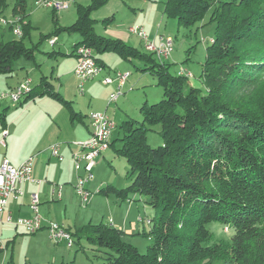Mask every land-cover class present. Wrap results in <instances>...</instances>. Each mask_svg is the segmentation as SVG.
<instances>
[{"label": "trees", "instance_id": "16d2710c", "mask_svg": "<svg viewBox=\"0 0 264 264\" xmlns=\"http://www.w3.org/2000/svg\"><path fill=\"white\" fill-rule=\"evenodd\" d=\"M29 1L15 0L11 7L10 0H0V16L7 17L11 7L23 30L22 37L10 41L0 36V75L11 73L20 58L34 60L39 49L25 43L33 29L27 21ZM108 1L77 5L78 18L69 27H61L53 13L55 31L41 39L78 33L82 41L72 55L81 45L91 47L105 69L97 56L114 52L141 61V71L157 78L163 99L146 103L142 121L127 119L119 130L117 153L129 165L131 184L100 191L123 201L138 194L157 215L145 254L121 230L104 223L72 232L74 242L86 240L95 247L91 264H264V0L167 1L165 16L180 28L200 24L212 11L216 34L203 65L205 90L171 74L167 62H158L153 53L99 35L92 14ZM38 88L19 105L44 95L63 101L46 77ZM5 114L0 113L2 120ZM155 125L162 127L158 148L150 147L147 137ZM214 222L233 230L230 242L215 241L207 228Z\"/></svg>", "mask_w": 264, "mask_h": 264}, {"label": "crops", "instance_id": "0c3cea01", "mask_svg": "<svg viewBox=\"0 0 264 264\" xmlns=\"http://www.w3.org/2000/svg\"><path fill=\"white\" fill-rule=\"evenodd\" d=\"M149 1L155 7L150 11L149 17H145L142 14L139 16L136 15V12L145 9L144 4L136 0H109L105 6L99 9V11L104 9V12L97 14V16H94L93 13L92 18L96 20V26L105 21L115 24V16L117 14L116 7H119V10L125 11V13L127 12L126 9H129L134 11L136 15L129 28L132 26H143L149 38L158 44L162 37H172L170 35L165 36L163 33V25L165 24L166 26L167 23L164 12L168 0ZM109 4H111L110 7L112 8L108 6ZM12 5L13 4H11V7ZM74 5L77 6L82 4H79L78 0H74ZM11 7L7 12V17H13ZM44 10H51L52 13H55L61 27L73 25L78 18L77 10L76 13L70 12L69 10H67V12L60 11V15L52 9ZM28 15L27 21L30 22L33 28L32 30L37 29L32 19H34L36 15H39V11L33 8L30 9L29 7ZM64 19L70 20L72 23L62 25V20ZM107 30L108 29H106V31ZM7 32H10L8 27H0V36L4 41L13 40L10 38L7 40L5 39ZM96 32L98 33L97 29ZM68 34L78 33L73 32ZM98 34L111 40L122 41L129 47L145 51L143 42H141L137 36L131 34L129 29L127 30V34L132 39H136L140 47L136 45L137 42H132L128 37L110 38L104 33ZM122 34L124 35V33ZM81 41L82 38L79 35V38L75 37L74 45L70 51H58L52 54L54 58L63 59L58 63L56 76V78L61 81L59 88L56 87L53 81L55 71L49 74V71L44 70L42 65L37 64L36 60L25 59L26 62H23L20 60L22 58H20L17 60L19 61V65L15 66L16 61L14 62L13 71L11 73L0 75V92L11 91L27 79L31 80L30 87L38 90L41 79L46 77L48 82L52 83L55 91L58 92L63 99V101H61L52 96L44 95L29 100L30 102L28 101L22 106L19 105L21 110L16 112L17 116L9 123L7 121V115L10 111V101H2L0 103V113L6 110L5 120L0 118V159L5 158L9 160L12 165L17 167L28 158L33 157V176L35 179L43 181L40 185L33 183L24 184L22 187L24 192L23 196L17 200H9L5 216H10L13 223L0 224V264L92 263L91 257L93 250L88 247V245H91L90 243L86 240H81L79 243H75L80 246V250L67 252L66 248H64V245L66 247L67 245L64 242L55 244L51 241L48 230L49 222L63 224L71 233H75L89 225H97L100 223L108 224L121 230L124 234V239L129 243H132L130 240L137 238L142 232L145 233L146 226L151 227L153 219L150 220L147 217L148 206L143 197L138 194H133L128 200L123 201L119 200L115 195L100 193V191L107 186L124 189L131 184V180L127 177L130 170L128 164H123L126 170L125 178L127 180L124 177L122 178V174L118 176L111 171V169H113L115 172H118L117 163L120 156L117 150L122 146L120 141L121 132L118 130L117 125L113 131L111 147L98 158L97 165L93 171L94 179L86 184V189L91 193L89 202L83 205L76 194L75 185L77 179L79 176L84 175V172H77L73 165V153L79 150L73 143L86 141L91 138L92 129L89 119L90 114L92 112H107L109 114L108 97L106 96L116 90V84L106 85L103 84L101 79L88 81L84 86V90H86L84 93L86 92V94L91 97L88 110H86L82 101L86 99V96L80 99L74 97V100L68 95L69 87H73L74 90L75 88L79 89V85H77L79 84V80L74 73L77 60L72 53L74 52L75 44ZM97 58H99L104 65V73L107 75L114 74L113 72H122L123 69L126 68V66L120 63L119 66L121 68L115 70L111 69L104 58ZM120 58L123 59L122 57ZM125 61L133 63L135 60L130 61L127 59ZM29 62H33V64L31 63L32 66H30ZM32 74H34L33 78L31 77ZM96 81H101L102 84H98ZM142 81L143 78L134 79V75L131 74L123 90H135L140 86ZM190 85L193 86L192 84ZM204 89H206L205 85ZM102 92L104 96L101 95ZM65 102H69L71 108H69ZM145 102L149 104V100L146 99ZM113 113L115 114V110ZM5 131L7 132L6 136L4 135ZM116 133L119 136L118 138L115 136ZM55 144L60 145V154L63 156L62 161L52 156L50 147ZM32 192H37L39 195L40 215L43 217L44 227L39 232H36V234H27L26 230L23 227L17 226L15 222L17 219L31 218L33 216L30 207V196ZM60 193L61 196H59ZM23 235H33L31 238H27V247L32 245L34 247V252H30L29 249L26 252L15 251V246L19 239V243L25 242L26 239L25 237L22 238ZM47 250L50 252H46ZM84 257L86 259L85 261L83 259Z\"/></svg>", "mask_w": 264, "mask_h": 264}, {"label": "rangeland", "instance_id": "374dc122", "mask_svg": "<svg viewBox=\"0 0 264 264\" xmlns=\"http://www.w3.org/2000/svg\"><path fill=\"white\" fill-rule=\"evenodd\" d=\"M15 0H10V3L13 4ZM139 3L144 4L145 9L142 11L136 12V15L139 16L140 14L144 15L145 17L150 16V11H152V8H155L152 3H150L149 0H136ZM222 2L224 1H231V0H220ZM134 2V1H133ZM79 4L88 6L90 4V0H78ZM36 5V1L30 0L29 7L30 9L33 8L34 10L39 11V15H36L34 19H32V22L34 23L35 28L31 31V37L26 39L25 43L27 44V47H34L35 45H39L38 51L35 53V59L37 64L42 65L44 70H48L49 74L51 72L55 71V76L53 78L54 84L57 88L60 87L61 81H59L57 76V70H58V63L62 61L63 59H57L54 58V55H52L54 52L58 51H66L71 50L75 37L79 38L78 34H68V33H62L58 35L56 38V44L51 45L50 40H42L41 35H48L51 33H54L55 31V22L53 19V13L52 11H47L44 9H38ZM109 7L111 4L108 5ZM107 7V8H109ZM106 8V9H107ZM112 8V7H110ZM105 9V10H106ZM76 6L74 3L72 4L71 8L69 9L70 12L76 13ZM104 10V9H103ZM101 11H95L94 16H97V14H101L104 12ZM127 12L119 10V7H116V23L112 24L108 21H105L98 26H96V29L98 33H104L107 37L113 38V37H128L130 38L132 42H137L136 39H132L128 34L127 30L129 29V26L132 25L134 18L136 17L135 12L131 11L129 9H126ZM129 10V11H128ZM61 12H67V10L61 11ZM61 12H58L60 15ZM212 11L208 12L207 15H205L204 20L193 27L190 28H184L179 27L178 22L176 19H167L166 26L163 25V33L165 36L170 35L174 39V48L172 51V54L167 61V64L169 65V72L173 75H180V72L182 70H186L187 72H190L192 74L191 78H188V83L192 84L194 87L205 90L204 89V83L201 80L202 71H203V65L207 58V50L211 45V39H214L216 34V24L211 20L212 17ZM102 17V16H101ZM32 18V17H31ZM102 19V18H101ZM72 22L70 20L64 19L62 20V25L64 24H71ZM106 29H108L106 31ZM121 32V33H120ZM124 33V35L122 34ZM123 35V37H122ZM15 39L18 38L15 36L14 31L7 32L6 40L7 39ZM116 39V38H115ZM138 47H140V44L137 42L136 44ZM144 45V44H143ZM97 57L104 58L111 69H118L121 68L119 66L120 63H122L124 66H126L125 69H123V73L130 72L132 75H134V79L143 78V81L141 82L140 86L136 88L135 90H124V95L113 104L109 105V96L110 93L107 94L108 96V106H109V115L114 120L115 124L118 126V130H120V126L122 122H124L127 119H133L137 121H142V114L140 112V109L143 108V106L147 103L145 102L146 99L149 100V105L155 104L160 102L163 99V90L158 85L157 78L149 72L145 73L142 72L141 69L145 68L144 63H142L139 60L133 61V63L125 61L119 57L117 53L114 52H107L101 55H98ZM23 62H26L25 58L20 59ZM30 66H32L33 62H29ZM32 63V64H31ZM66 64V63H65ZM19 65V61L15 62V66ZM35 66V65H33ZM36 68V67H35ZM37 70V69H36ZM128 70V71H127ZM105 69L101 72V75L99 78H96L97 80L105 77L107 74L104 73ZM37 72V71H36ZM35 72V73H36ZM115 73V72H113ZM37 74V73H36ZM107 76H114V74L107 75ZM31 77H34V74L31 75ZM263 83L261 85L262 91H264V76H262ZM101 81H96L98 84H102ZM86 84V83H85ZM78 85V84H77ZM68 95L72 97L74 100L75 98L80 99L84 98L86 96V99L82 100L83 104L85 105L86 110H88L90 105L89 100L91 99L90 95L86 94V92L83 94L80 93L78 88L73 89V87L68 88ZM86 91V90H84ZM102 91V90H101ZM115 91V90H114ZM113 91V92H114ZM261 90H256L255 93H260ZM205 92V91H203ZM104 96L103 92L101 94ZM244 95H237V98H240ZM75 97V98H74ZM30 102V101H29ZM10 111L7 115V121L8 123L11 122L16 116V112L21 110V107H19V104H13L10 103ZM18 107V108H17ZM115 110V114L113 111ZM15 113V114H14ZM162 127L161 125H155V126H149V131L147 133L148 137V144L152 148H158L163 144V138L161 135ZM118 132V131H117ZM116 138H118V134H115ZM119 145V143H118ZM117 163L118 172H115L113 169H111L114 174L121 175L122 178L126 177V170L124 168V165L127 164L124 159L119 157ZM124 164V165H123ZM122 165V166H121ZM124 170V171H123ZM126 179V178H125ZM127 180V179H126ZM148 208V219H154L157 215L155 211L150 208ZM147 219V218H146ZM98 223V222H97ZM208 230L213 234V238L215 241H224V242H230L233 230L229 228L228 226L225 227L219 223L214 222L208 224L207 226ZM150 226H146V232L138 236L137 238H133L132 243L140 253H147L148 247L151 244L150 239ZM25 237L24 243H19L20 239L18 240L15 251L16 252H26L28 249L30 252H34V247L32 245H29L27 247V238L33 237V235H23L22 238ZM85 242V241H83ZM19 243V244H18ZM53 244V243H52ZM89 249L95 248L92 245H88ZM64 248H66L67 252H75L76 250H80V246L78 244H75L72 249L67 248L64 245ZM11 252V248H10ZM50 252V251H46ZM81 252V251H79ZM84 261L86 260L85 257L83 258ZM80 261V259H79ZM99 264H104L102 260L98 261ZM217 264H225L224 262H219Z\"/></svg>", "mask_w": 264, "mask_h": 264}, {"label": "built area", "instance_id": "2783aa9c", "mask_svg": "<svg viewBox=\"0 0 264 264\" xmlns=\"http://www.w3.org/2000/svg\"><path fill=\"white\" fill-rule=\"evenodd\" d=\"M74 0H36V7L43 9H52L56 12L69 10ZM0 26L12 27L15 35L22 37V27L19 19L16 17L0 16ZM129 32L137 36L144 44L146 51L153 53L160 63L169 60L173 48L174 39L172 37H162L157 44L149 38L148 33L143 26H132ZM55 38L50 40V44L54 45ZM212 42V40H211ZM75 58L77 64L75 67V75L79 80V91L84 92L85 83L99 78L104 70L94 56V50L91 47L81 45L75 50ZM181 75L191 78L192 74L186 70L180 72ZM131 74L129 72H115L114 76H105L102 78L103 84H116V90L109 96V105L116 103L124 95V86ZM31 80L27 79L21 82L15 89L11 91L0 92V103L2 101H10L13 104L20 103L32 90ZM91 124V138L86 141L74 142L73 145L79 150L73 153L74 167L77 172L83 171L84 175L79 176L75 185V191L83 205H86L91 193L86 189V184L94 179L93 171L98 162V158L111 147V139L113 131L116 128L114 120L107 112H92L89 116ZM7 135V132H4ZM52 156L62 161L63 156L60 154V145L55 144L50 147ZM34 158L30 157L20 166L15 167L7 159H0V224L13 223L10 216H5L6 208L10 199H19L23 196V185L33 183L40 185L43 183L40 179L33 176ZM61 196V193L59 194ZM30 207L33 213L31 218L17 219L15 224L23 227L27 234H36L44 227L43 217L40 215V199L37 192H32L30 196ZM49 236L55 244L65 243L67 247L72 248L75 245L71 231L65 225L57 222H49Z\"/></svg>", "mask_w": 264, "mask_h": 264}]
</instances>
